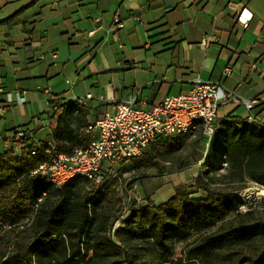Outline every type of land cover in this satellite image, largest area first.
<instances>
[{"label":"crops","instance_id":"obj_1","mask_svg":"<svg viewBox=\"0 0 264 264\" xmlns=\"http://www.w3.org/2000/svg\"><path fill=\"white\" fill-rule=\"evenodd\" d=\"M195 77L254 99L264 122V0H0V151L14 129L51 135L61 103L91 124L131 95L149 107L187 92ZM244 112L228 101L218 117Z\"/></svg>","mask_w":264,"mask_h":264},{"label":"trees","instance_id":"obj_2","mask_svg":"<svg viewBox=\"0 0 264 264\" xmlns=\"http://www.w3.org/2000/svg\"><path fill=\"white\" fill-rule=\"evenodd\" d=\"M76 107L75 114V105L70 101L59 104L57 112L53 109L50 123L51 118L57 117L51 135L38 137L28 131L40 141L35 155L28 153L34 144L26 136L12 137L11 145L0 151V264H79L81 242L86 244L85 255L91 250L92 260L102 257L98 264H164L167 259L160 262L137 256L131 242L147 238L167 252L175 240L203 229L212 231L194 247L197 253L224 248L225 257L232 264H264V215L253 210L239 212L241 199L237 192L206 187L200 183L202 176L195 181L203 187L204 197L191 198L179 186L162 204L146 202L131 209L124 226L117 228L111 238L110 216L120 198L111 189L109 176L98 183L74 177L63 186L54 187L29 175L43 159L50 141L64 153L89 143L92 137L84 133L88 124L84 109ZM196 131L201 137V127ZM180 135L161 145L154 156L145 153L134 158L138 159L141 172L156 167L160 161L173 162L181 150ZM211 137V149L225 156L228 177L264 185V122L217 115ZM154 146L155 143L149 148ZM189 161L187 158L182 165ZM46 193L56 195L51 204L46 202ZM32 207L34 213L27 225H14ZM94 221L98 230L88 234ZM2 225L7 228L2 229Z\"/></svg>","mask_w":264,"mask_h":264},{"label":"built area","instance_id":"obj_3","mask_svg":"<svg viewBox=\"0 0 264 264\" xmlns=\"http://www.w3.org/2000/svg\"><path fill=\"white\" fill-rule=\"evenodd\" d=\"M228 72L226 70L224 74ZM44 92L48 93L49 90L45 89ZM6 101H13L9 94ZM228 101L242 105L245 111L242 118L247 122L259 120L253 111L254 99H238L225 91L219 82L203 81L199 77L193 79L187 92L166 95L149 107L137 106L136 96L131 95L117 103L113 111L103 113L84 128V133L92 137L85 147H75L70 153H64L57 151L50 141L43 152V159L35 164L29 175L54 187H61L74 177L98 183L109 176L114 166L150 152L149 146L153 143L156 149L169 138L198 126L201 127L202 136L209 140L218 108ZM14 102H25L22 91H15ZM25 136L34 144L29 148V155H35L39 139L23 129L12 132L14 139ZM260 187L264 190L263 186Z\"/></svg>","mask_w":264,"mask_h":264},{"label":"rangeland","instance_id":"obj_4","mask_svg":"<svg viewBox=\"0 0 264 264\" xmlns=\"http://www.w3.org/2000/svg\"><path fill=\"white\" fill-rule=\"evenodd\" d=\"M180 136H182L181 150L176 154L173 162L160 161L156 167L149 168L143 173L140 170L141 165L138 159L134 158L112 168L108 182L111 189L114 188V192L119 196L120 202L110 216L112 225L109 235L111 238L115 237L114 233L117 228L124 226V219L131 209L146 202L154 205L162 204L173 195L174 190L179 186H183L191 198L204 197L203 187H198V182L195 181L197 176L203 177V182L200 183L205 184L206 187L237 192L241 199L239 212L253 210L255 213L264 215V190L260 187L264 185L247 179L237 180L228 177L226 165H224L225 156L210 147L212 137L209 140L203 136L198 137L196 129ZM158 148L147 153L154 156ZM187 158H190L189 163L182 165ZM45 197L47 204H51L56 195L46 193ZM33 209L35 208L32 207V210L28 211L24 217L15 221L14 225L26 226L30 220L29 217L34 213ZM96 223L97 221L93 222L90 232L87 231L88 234L97 232L96 227L99 226ZM1 228L5 229L7 226L2 225ZM211 231L212 229L193 230L185 238L175 240L170 244L167 252L158 249L147 238L135 239L131 243L134 245L137 256L146 259L153 257L154 260L160 262L167 259L164 264H232L231 260L225 257L224 248L198 253L194 250L200 240ZM85 246L83 242L80 243L81 253L77 258L79 264H98L102 257L92 260L91 250L85 255ZM68 264H73V262Z\"/></svg>","mask_w":264,"mask_h":264}]
</instances>
